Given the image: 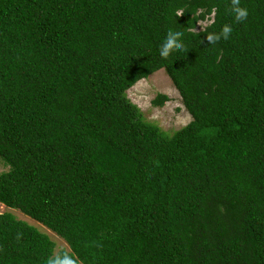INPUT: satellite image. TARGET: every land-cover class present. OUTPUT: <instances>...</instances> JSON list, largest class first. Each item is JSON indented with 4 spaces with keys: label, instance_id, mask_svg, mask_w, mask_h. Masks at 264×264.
<instances>
[{
    "label": "trees",
    "instance_id": "obj_1",
    "mask_svg": "<svg viewBox=\"0 0 264 264\" xmlns=\"http://www.w3.org/2000/svg\"><path fill=\"white\" fill-rule=\"evenodd\" d=\"M239 7L0 0V204L69 245L0 211V264H264V0ZM161 69L171 135L128 95Z\"/></svg>",
    "mask_w": 264,
    "mask_h": 264
},
{
    "label": "rangeland",
    "instance_id": "obj_2",
    "mask_svg": "<svg viewBox=\"0 0 264 264\" xmlns=\"http://www.w3.org/2000/svg\"><path fill=\"white\" fill-rule=\"evenodd\" d=\"M209 23L210 22L207 21L201 22L199 29H203ZM158 94H166L169 96V100H167L163 106L153 105V100ZM128 95L131 100L141 108L148 121L156 123L161 129L170 135L187 125L192 120L191 114L182 103V98L178 89L175 87L164 69L158 70L148 78L138 81L128 90ZM8 169L9 166L5 165L2 158H0V174ZM0 211L11 212L18 219L27 221L31 225L36 226L42 232L48 234L56 244L55 254L60 253L63 249H69V245L63 238L41 223L25 215L20 210L12 209L6 207L4 204H0Z\"/></svg>",
    "mask_w": 264,
    "mask_h": 264
},
{
    "label": "clouds",
    "instance_id": "obj_3",
    "mask_svg": "<svg viewBox=\"0 0 264 264\" xmlns=\"http://www.w3.org/2000/svg\"><path fill=\"white\" fill-rule=\"evenodd\" d=\"M234 12L236 14L237 20H243L248 16V11L245 8L239 7V0H233ZM223 36L224 38H228L230 33L232 32V28L229 25H225L223 27ZM180 35L178 31H170L166 37L164 44L162 45L160 55L162 57H167L169 55V51L173 48L182 47L180 40L177 38ZM219 39L218 36L213 37L209 36V40ZM57 264H72L71 260L65 259L63 261H57Z\"/></svg>",
    "mask_w": 264,
    "mask_h": 264
}]
</instances>
